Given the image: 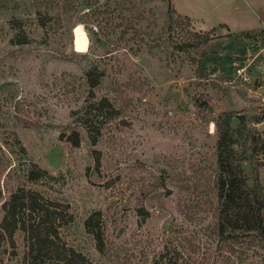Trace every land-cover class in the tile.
<instances>
[{
  "label": "rangeland",
  "instance_id": "rangeland-1",
  "mask_svg": "<svg viewBox=\"0 0 264 264\" xmlns=\"http://www.w3.org/2000/svg\"><path fill=\"white\" fill-rule=\"evenodd\" d=\"M222 2L0 0V204L18 186L67 203L64 236L97 264H152L174 244L180 264H264V246L214 231V118L230 119L264 191V141L250 153V134L264 136V24L201 29L180 13L255 20ZM13 241L0 238V264H26L20 230Z\"/></svg>",
  "mask_w": 264,
  "mask_h": 264
},
{
  "label": "trees",
  "instance_id": "trees-1",
  "mask_svg": "<svg viewBox=\"0 0 264 264\" xmlns=\"http://www.w3.org/2000/svg\"><path fill=\"white\" fill-rule=\"evenodd\" d=\"M98 80L99 74L95 67L86 71L85 81L91 94ZM96 103L99 108L108 105L109 114L116 112L106 96ZM83 109H75L72 112ZM85 115V121L82 123L89 133V114ZM243 119L241 116V124ZM213 120L217 131L214 145L217 223L214 231L223 239L244 240L249 245L258 243L264 246V191L258 183L251 184L248 180L242 164L246 158V150L235 144L237 140L230 119H223L222 122L218 117ZM254 131L250 134L253 141L250 153L256 152V145H263L264 141L262 133ZM66 139L73 145L79 144L78 129L72 127ZM92 139L95 137L92 136ZM29 175L34 177L32 172ZM68 208L67 203L50 199L32 188H13L0 204V238H8L13 245V235L20 230L25 247L22 258L26 264H97L65 238L64 228L72 220V213ZM92 217L89 215L85 219V226L93 233L97 249L102 251L103 238L100 230H94L90 226ZM170 250L161 251L152 264H180L179 257L182 255L177 245H172Z\"/></svg>",
  "mask_w": 264,
  "mask_h": 264
},
{
  "label": "crops",
  "instance_id": "crops-1",
  "mask_svg": "<svg viewBox=\"0 0 264 264\" xmlns=\"http://www.w3.org/2000/svg\"><path fill=\"white\" fill-rule=\"evenodd\" d=\"M238 1L240 0H223L222 4L226 5L228 10H230L232 13L242 10V6L247 5L250 6V8L253 10V17L255 20H248L246 17L242 16L240 20H232L230 17L226 16H221L212 19L209 14L206 12L207 16H204L200 10H183L182 13L185 16H188L191 20V23L194 24L196 27L201 28V29H208L211 27H215L218 25H223L227 27L229 30H242V29H247V28H256L264 24V0H253L254 7L250 5L248 0H241L242 1V6L241 10H238L239 4ZM244 10L249 12V9L245 6ZM249 14V13H248Z\"/></svg>",
  "mask_w": 264,
  "mask_h": 264
}]
</instances>
